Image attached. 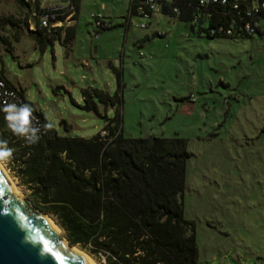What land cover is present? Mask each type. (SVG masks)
<instances>
[{
    "label": "rangeland",
    "instance_id": "374dc122",
    "mask_svg": "<svg viewBox=\"0 0 264 264\" xmlns=\"http://www.w3.org/2000/svg\"><path fill=\"white\" fill-rule=\"evenodd\" d=\"M53 2L64 0H41ZM129 7L78 0L75 21H62L74 23L70 45L55 39L40 49L16 20L26 10L0 0L4 72L60 133H95L119 104L124 134L185 137L183 214L194 221L197 264H264V17L252 35L209 36L177 16ZM96 12L112 24L99 28ZM93 87L117 91L120 102L94 96L99 112L84 106ZM1 162L30 207L58 225L33 203L11 158Z\"/></svg>",
    "mask_w": 264,
    "mask_h": 264
},
{
    "label": "trees",
    "instance_id": "16d2710c",
    "mask_svg": "<svg viewBox=\"0 0 264 264\" xmlns=\"http://www.w3.org/2000/svg\"><path fill=\"white\" fill-rule=\"evenodd\" d=\"M72 1L78 10V0ZM196 1H173L171 4L179 7L177 13L166 2L159 10L189 21L192 29L198 25L199 31L204 30L209 36L252 35L261 30L264 9L256 16V29L246 32L240 27L239 16L222 13L217 6L215 9L219 10L209 18V24L232 23L234 33H210L203 18H193ZM238 1L245 6L257 0ZM17 2L26 13L16 20L26 25L36 46L42 49L55 39L66 48L70 45L74 23L67 25L63 34L61 25L40 26L38 20L35 28H29L27 15L32 7L40 10V0L33 4L31 0ZM91 89L92 93L83 92L84 106L97 112L94 96L104 104L121 100L117 91L112 94L103 88ZM37 109L44 126L50 125L39 135L38 143L28 145L14 135L7 128L2 111L0 139L14 149L11 168L19 182L29 189V197L37 207L55 217L70 245L79 244L81 250L102 264L198 263L194 221L183 214L185 165L191 154L185 137L126 135L119 104L112 116L105 114L103 131L88 135L58 132Z\"/></svg>",
    "mask_w": 264,
    "mask_h": 264
},
{
    "label": "water",
    "instance_id": "95a60500",
    "mask_svg": "<svg viewBox=\"0 0 264 264\" xmlns=\"http://www.w3.org/2000/svg\"><path fill=\"white\" fill-rule=\"evenodd\" d=\"M68 244L0 167V264H90Z\"/></svg>",
    "mask_w": 264,
    "mask_h": 264
},
{
    "label": "built area",
    "instance_id": "2783aa9c",
    "mask_svg": "<svg viewBox=\"0 0 264 264\" xmlns=\"http://www.w3.org/2000/svg\"><path fill=\"white\" fill-rule=\"evenodd\" d=\"M35 0H31L32 4ZM175 0H130L129 14L135 13L141 17H150L152 12L160 9V5L166 2L171 5L173 12H179V7L176 4H171ZM219 6L222 8V13L231 12L234 14V18L239 16L241 21V29L246 32H253L256 29V16L264 9V0H257L251 5H243L239 3L238 0H197L196 1V12L194 13V20H201L208 27L210 33H222L230 34L234 33V27L232 23H225L223 21H216L209 24V18L213 16L215 12L219 9H215ZM230 9H228V7ZM39 9L32 7V10L28 13V27L35 28L36 22L40 26H55L61 25V33H64L66 24H63V20H74L76 17L77 9L72 0H64L62 3H41L39 2ZM221 12V10H220ZM221 14V13H220ZM96 25L99 28H105L110 26L112 23L109 19H105L102 12L93 13ZM218 18V17H217ZM69 25V24H68ZM140 26L147 25L146 20L139 21ZM0 84L3 85L0 88V106H2V101L7 99L9 102H16L17 104L26 103L30 105L33 109V123L35 126L39 127L40 131L38 135L45 131L44 122L42 116L40 115L38 109L33 106L24 92L20 89L18 85L10 84L3 70L2 58L0 57ZM5 115V114H4ZM103 131V129H102Z\"/></svg>",
    "mask_w": 264,
    "mask_h": 264
},
{
    "label": "clouds",
    "instance_id": "9594fccd",
    "mask_svg": "<svg viewBox=\"0 0 264 264\" xmlns=\"http://www.w3.org/2000/svg\"><path fill=\"white\" fill-rule=\"evenodd\" d=\"M3 85L0 84V88ZM0 111L4 115L7 128L17 137L22 138L28 145H34L39 142L38 135L40 129L33 123V109L26 103L17 104L9 102L7 99L2 101ZM45 127H50L46 125ZM14 149L8 146L6 140L0 139V161H6L12 157Z\"/></svg>",
    "mask_w": 264,
    "mask_h": 264
},
{
    "label": "bare ground",
    "instance_id": "6f19581e",
    "mask_svg": "<svg viewBox=\"0 0 264 264\" xmlns=\"http://www.w3.org/2000/svg\"><path fill=\"white\" fill-rule=\"evenodd\" d=\"M0 167H1L2 170L5 172V174H6L7 177L9 178V180L12 182L10 176L8 175L7 170L4 168V165L2 164L1 161H0ZM12 185H13L14 189H15L17 192L20 193L19 189L15 186V184H14L13 182H12ZM48 219L51 221V223L53 224V226L57 229V231H58L59 234H60V232H61L60 227H59L58 225H56V224L54 223V221H52L51 218L48 217ZM68 245H69L70 248L75 249L77 252H79L81 255H83L84 258H85L90 264H98V263L95 262V260H94L91 256H89L86 252H84L83 250H81L78 246H76V245H70V244H68Z\"/></svg>",
    "mask_w": 264,
    "mask_h": 264
},
{
    "label": "crops",
    "instance_id": "0c3cea01",
    "mask_svg": "<svg viewBox=\"0 0 264 264\" xmlns=\"http://www.w3.org/2000/svg\"><path fill=\"white\" fill-rule=\"evenodd\" d=\"M153 13L154 12H152V14H151V16L153 15ZM5 73V72H4ZM5 75H6V73H5ZM6 77L11 81V79L6 75ZM12 82V81H11ZM13 83V82H12ZM13 84H15V83H13ZM15 85H17V84H15ZM19 86V85H18ZM35 106L37 107V108H39L36 104H35ZM40 109V108H39Z\"/></svg>",
    "mask_w": 264,
    "mask_h": 264
}]
</instances>
